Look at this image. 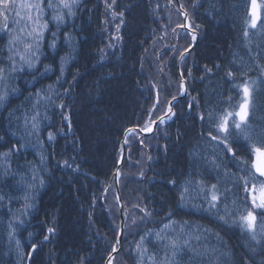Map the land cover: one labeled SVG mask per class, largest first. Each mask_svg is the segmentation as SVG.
Here are the masks:
<instances>
[{
    "label": "trees",
    "instance_id": "obj_1",
    "mask_svg": "<svg viewBox=\"0 0 264 264\" xmlns=\"http://www.w3.org/2000/svg\"><path fill=\"white\" fill-rule=\"evenodd\" d=\"M105 3L79 0L59 27L46 9L49 26L34 54L24 47L32 38L16 25L0 28V264H107L113 248V264H152L151 257L170 255L172 239L189 241L178 264H264V211L256 217L259 242L239 226L252 210L245 180L249 189L264 183L249 162L250 143H264V11L251 28V0H117L123 16L115 19ZM182 10L190 31L179 28ZM193 32L196 46L180 64ZM12 35L31 67L15 56L11 70ZM183 81L188 93L169 118L151 136L131 134L123 156L125 135L163 117ZM246 81L256 82L248 130L230 129L229 152L209 135H223L209 113L238 110L237 86ZM122 159L126 222L118 249ZM212 184L218 208L206 200Z\"/></svg>",
    "mask_w": 264,
    "mask_h": 264
},
{
    "label": "snow or ice",
    "instance_id": "obj_2",
    "mask_svg": "<svg viewBox=\"0 0 264 264\" xmlns=\"http://www.w3.org/2000/svg\"><path fill=\"white\" fill-rule=\"evenodd\" d=\"M117 0H111L109 3L108 0H106L105 7L107 9H111V15L115 19L117 15L123 16V13H117L115 11ZM79 0H36L34 3H19L18 0H0V28H2L5 32H10L12 30L13 25L17 26L16 31H18L21 34H26V36L31 37V41L25 42V52H31L34 54L35 50L39 48V42L43 39L44 30L48 29V22H44L43 18L45 15L46 9H54V14L52 19L57 22V27H59V23L63 22L65 19V16H72L74 15L73 9L78 5ZM183 7L182 5L180 6ZM252 7L255 9L256 7V0H252ZM66 10V12L64 11ZM187 12H184L185 18H187ZM253 16H255V12L253 11ZM122 23V21H121ZM183 27L184 25H180ZM255 19L252 20V27H255ZM120 26L117 25V32H119ZM248 33L245 32V36H247ZM53 36V44L52 47L55 46V37L56 33H52ZM197 39L196 35H192V40L195 41ZM20 40L19 35H12L9 39V45H10V51L14 52V56L10 57V68L12 71H16L15 67V56H19V59L21 61H25V56L21 54L16 48L15 44L17 41ZM23 42V41H22ZM189 49H185L184 52L181 53V62L186 60V55L184 53L188 52ZM28 63V65L32 66L31 59H28L25 61ZM215 67L219 68V65H216ZM206 72H210L211 69H205ZM264 71V69H262ZM5 69L0 67V79L4 78ZM190 75V73H189ZM229 76H233V73L231 71L228 72ZM181 78L183 79V74H181ZM255 81L250 82H244L242 85H238L237 87L241 90V99L238 104V110L233 111H223L221 113H217L215 117H213V114L209 113V119L212 120L215 119V130L217 133H223V135H212L210 132L209 135L213 140H218L220 143L224 144L227 148V151L231 152L232 149L228 147V137L231 135L230 129L234 130H240L241 133H246L248 130V122L247 117L249 114V106L251 104V96H252V86L255 85ZM264 83V82H262ZM181 88H183V84H181ZM6 94H0V103H3L5 101ZM175 99V97H173ZM229 101H231V97H229ZM61 108L64 106L61 105ZM235 109V106H233ZM189 108H192V105H189ZM171 111V108L168 109ZM236 117L239 119L237 120ZM65 120H67V117H64ZM200 119L203 120L204 116L201 115ZM160 122L164 123L163 117L160 118ZM33 127L35 128L36 125L34 124ZM151 130V129H148ZM132 130H129L131 133ZM49 139H53V134L49 133ZM245 139L249 140L250 138L245 134ZM251 147V155L249 157V162L251 164V169H253L256 173L259 174V176L264 177V143H260L259 145L250 143ZM10 153H4V157H7ZM235 155V153H233ZM213 166H215V161L211 162ZM65 164L67 165V161H65ZM71 167V165H68ZM35 178V177H34ZM243 178V177H242ZM41 183L43 181L41 180ZM174 184L175 181H172ZM203 187H201V191H203ZM251 190L252 192V203L255 207L264 209V183H261L258 187L255 183H253L250 186L247 180H245V191L248 192ZM188 188L185 187L184 192H187ZM217 185L212 184L211 185V195L210 199L207 198L206 194V200L208 203L209 208H218L219 204L221 203L220 197L217 194ZM258 193V195H257ZM0 199H3L2 196H0ZM27 200V197H25ZM118 199V198H117ZM181 199H184V193H181ZM257 200H259V203H257ZM29 205H25V207H28ZM141 211H145L146 215H150L145 209H141ZM231 213L229 212L227 206L225 205L224 208V215L220 216L221 220H224L227 222L226 217H230ZM255 220L256 217L253 214L252 211H248L247 215H242L240 217L239 226L242 229H245L247 232L251 234V239L253 241H257V235L255 232ZM235 222V221H233ZM11 227V225H10ZM167 227V225L165 226ZM48 233H53V228H48ZM157 239H164L160 236L159 233L156 234ZM49 236H45L44 240H48ZM259 242V241H257ZM119 243V241H118ZM144 243V237H141L140 245H138V254L142 253L140 252V249L143 248ZM189 241L185 240L183 242V245H181L177 240L172 239L169 240V242L165 245V247L168 249V253H166V256L163 260L157 261L155 257H151L150 260L152 264H178V257L182 254V250L184 247L188 246ZM33 248L35 249V245H33ZM146 251V249H143ZM113 251H116L115 248H113ZM114 258L110 257L108 260V264H112V260ZM83 264V262H81ZM140 264H143V260H141Z\"/></svg>",
    "mask_w": 264,
    "mask_h": 264
},
{
    "label": "water",
    "instance_id": "obj_3",
    "mask_svg": "<svg viewBox=\"0 0 264 264\" xmlns=\"http://www.w3.org/2000/svg\"><path fill=\"white\" fill-rule=\"evenodd\" d=\"M177 2L179 3V0H177ZM179 4H180V3H179ZM180 6H181V5H180ZM181 9H182V8H181ZM184 12H185V11L182 10L183 18H184V23H183L184 26H183V27L180 26L179 28H181L182 30L189 31V30H190V29H189V20H190V19H189V16H188V15H187V18H185V16H184ZM195 35H196L197 39H196V41L194 42V44L189 48V51L186 52V53H184L186 56L189 55V54H191L192 51H193V49H194L195 46H196V42H197V40H198V34L195 33ZM181 63H182V62H181V59H180V64H181ZM183 84H184V89H185V91H184V95H182L181 97L175 99V100L171 103V105L169 106V108H171V111H172V109H173V104H174V102H176V101H178L179 99L185 97V95H186L187 92H188V88H187V84H186V82L183 81ZM171 111L168 110L167 114L163 117L164 120H166V119L168 118V116L170 115V112H171ZM160 123H161L160 120L156 121V122L154 123L152 129H151L149 132L143 131V130H141V129H134V130H132L131 132H137V133H140L143 137H147V136H150V135H152V134L154 133L155 129L157 128V126H158ZM128 135H129V132L125 135V137H124V139H123V141H122L121 149H122V151H124V152H125V150H126V138H127ZM123 156H124V154H123ZM122 162H123V159H122V161L120 162V165H119V167H118V169H117V171H116V173H115V177H116V180H117V193H118V200H119V204L121 205V212H120V213H121V229H120V235H119V239H118L119 243L117 242V245H116L117 248H119V246L122 244L123 235H124V230H125L124 224H125V219H126L125 207H124V204H123V200H122V197H121V194H120V187H119V184H118V178H119V174H120V169H121V167H122ZM117 253H118V250H116V251L114 252V254H113L111 257L115 259ZM114 259H113V260H114ZM108 260H109V259H108ZM113 260H112V262H113ZM107 264H108V262H107Z\"/></svg>",
    "mask_w": 264,
    "mask_h": 264
},
{
    "label": "rangeland",
    "instance_id": "obj_4",
    "mask_svg": "<svg viewBox=\"0 0 264 264\" xmlns=\"http://www.w3.org/2000/svg\"><path fill=\"white\" fill-rule=\"evenodd\" d=\"M29 1H31V0H29ZM29 1L27 3H32V2H29ZM33 2H36V1H33ZM251 3H252V0H251ZM253 11L255 12V16H253ZM263 11H264V0H256V7H255V9H253V7H251V20H250V27L251 28L257 27V25L259 24L260 19L262 17V12ZM253 19H255V23H256V26L255 27H252V20ZM251 105H252V96H251V104L249 106V112H250V109H251ZM236 119L238 120L239 118L236 117ZM263 179H264V177H263ZM257 195H258V193H257ZM249 199L251 201V206H252V210L251 211L253 212V214L255 215V217H257V213L260 212V211H264V209L257 208V207H255L253 205V203H252V192H251V190H249ZM257 203H259V200H257ZM256 222H257V220H255V228H256Z\"/></svg>",
    "mask_w": 264,
    "mask_h": 264
},
{
    "label": "bare ground",
    "instance_id": "obj_5",
    "mask_svg": "<svg viewBox=\"0 0 264 264\" xmlns=\"http://www.w3.org/2000/svg\"><path fill=\"white\" fill-rule=\"evenodd\" d=\"M174 101V100H173ZM172 101V102H173ZM171 102V103H172ZM171 103L169 104V106L171 105ZM174 104H175V102H174ZM173 104V105H174ZM136 129H139V128H136ZM138 134H140V133H138ZM141 135V134H140ZM141 137H143L142 135H141ZM123 154H124V156H125V154H126V150H125V152L123 151ZM115 181H116V188H117V180H116V178H115ZM118 184H119V187H120V178H118ZM119 208H120V212H121V205L119 204ZM125 222H126V220H125ZM124 227H125V224H124ZM120 229H121V221H120Z\"/></svg>",
    "mask_w": 264,
    "mask_h": 264
}]
</instances>
